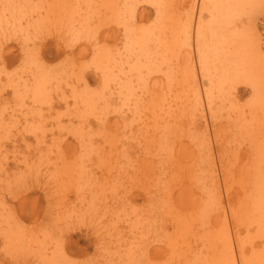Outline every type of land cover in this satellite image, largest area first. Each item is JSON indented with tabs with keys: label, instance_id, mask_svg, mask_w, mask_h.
I'll return each mask as SVG.
<instances>
[{
	"label": "rangeland",
	"instance_id": "374dc122",
	"mask_svg": "<svg viewBox=\"0 0 264 264\" xmlns=\"http://www.w3.org/2000/svg\"><path fill=\"white\" fill-rule=\"evenodd\" d=\"M6 1L0 0V261L43 264L25 250L36 233L40 247L64 250L61 264H202L215 247L219 204L197 178L200 135L188 132L168 103L169 18L141 0L135 19L126 20L124 10L101 16L103 36L96 38V18L88 30L69 27L66 16L52 14L53 0H17L10 9ZM80 1L66 5L79 19L87 12ZM98 49L105 54L99 69ZM72 141L76 149L65 150ZM21 206L41 213L31 220ZM12 228L26 234L25 246L8 242ZM259 235L258 225L242 232L252 241Z\"/></svg>",
	"mask_w": 264,
	"mask_h": 264
},
{
	"label": "bare ground",
	"instance_id": "6f19581e",
	"mask_svg": "<svg viewBox=\"0 0 264 264\" xmlns=\"http://www.w3.org/2000/svg\"><path fill=\"white\" fill-rule=\"evenodd\" d=\"M69 1L53 0L48 7H51L52 14L57 19L61 20L66 16L69 27L73 23L74 27L79 25L82 31L88 30L91 20L96 18V38L103 36L101 16L103 18L105 15L106 19L109 15L119 17L120 10H124L126 20L131 17L135 19L136 11L138 12L141 5V0H136V3L133 2L134 0H132L133 3H130L131 0H81L82 8H86L87 12L79 19L78 15H82L80 12L74 16L66 8ZM148 1L156 8H161L162 17L169 18L168 103L175 106L173 109L178 112L177 114L180 112L183 121L180 120L181 124L184 123L188 132H196L200 135L199 147H196L199 158V177L197 178L206 196L215 199L219 204L215 247L210 249L212 256L204 255L202 264H264V32L262 31L264 29H261L264 25V0H168L169 16L166 0ZM16 2L17 0H8L4 7L6 9L16 8ZM98 3H100L99 6L94 8L93 6ZM162 6L165 9H162ZM20 8L15 17L25 13L26 7ZM89 8L93 9V15L89 14ZM70 32L75 36L72 28ZM136 42L142 44L141 39ZM0 49V60H3L4 45H1ZM102 57H105V54L102 49H98L94 62L97 63L98 60L102 62ZM100 62L95 66L98 69L102 65ZM42 76L41 72L37 81H40ZM33 91L37 93L35 101L38 103L40 86ZM81 102H84L83 98ZM0 119V127L5 126L2 116ZM76 134L81 133L77 131ZM186 134L188 135V133L184 135ZM194 137L192 136V139ZM73 144L72 141L65 150L76 149ZM64 154L60 152L58 157ZM63 158L65 159V156ZM8 173H6L7 178L10 176ZM80 191L77 192L78 195L86 199L85 194H81ZM63 204H65L64 201L61 205ZM1 207L4 208L0 205ZM20 209L23 214H28L31 220H36L41 213L40 208L38 211L36 209L30 212L24 206ZM51 214L48 209V217ZM4 216L7 218L6 215ZM248 216L254 217L252 221H249ZM246 217L248 219L244 220ZM7 222L9 224L8 218ZM250 222L251 225H249ZM254 225H258L259 232H261L258 236L259 241H252L242 236L244 229ZM14 230L12 228L9 234L4 233L8 239H12L9 241L4 239L6 243L7 241L13 243L15 240L21 243L20 238L26 235L19 229H17L18 232ZM49 233L45 235L49 236ZM35 234H32L31 239L25 236L28 240L25 250L33 252L31 254L38 260L41 257L45 259H41L45 261L43 264H61L59 254L65 257L64 250L49 251L47 247H40L38 241L33 239L38 238ZM10 236L12 238H9ZM56 239H59L57 235ZM24 242L23 246H25ZM34 242H37L38 247H30ZM60 244L64 246V243ZM16 247L19 246L16 245ZM256 248L258 249L255 251ZM69 249H71L70 245ZM20 250L17 249L16 252L19 254ZM249 250L253 251L251 255L248 254ZM148 252L146 251L145 254L148 255ZM210 257L213 258L210 259ZM1 263L4 264V260L0 261Z\"/></svg>",
	"mask_w": 264,
	"mask_h": 264
}]
</instances>
